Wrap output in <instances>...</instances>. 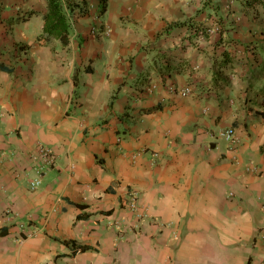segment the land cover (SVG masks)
I'll return each instance as SVG.
<instances>
[{"label":"crops","instance_id":"0c3cea01","mask_svg":"<svg viewBox=\"0 0 264 264\" xmlns=\"http://www.w3.org/2000/svg\"><path fill=\"white\" fill-rule=\"evenodd\" d=\"M69 1L0 0V264H264V0Z\"/></svg>","mask_w":264,"mask_h":264},{"label":"trees","instance_id":"16d2710c","mask_svg":"<svg viewBox=\"0 0 264 264\" xmlns=\"http://www.w3.org/2000/svg\"><path fill=\"white\" fill-rule=\"evenodd\" d=\"M103 3L105 0H102ZM69 0H48V10L44 15V38L47 39H60L62 44L65 45L69 41V32L71 28L70 13L71 9ZM106 9L103 4L102 12ZM89 248L82 246V250L86 251Z\"/></svg>","mask_w":264,"mask_h":264},{"label":"built area","instance_id":"2783aa9c","mask_svg":"<svg viewBox=\"0 0 264 264\" xmlns=\"http://www.w3.org/2000/svg\"><path fill=\"white\" fill-rule=\"evenodd\" d=\"M184 94L186 95L187 91ZM233 134H234L233 130L230 129L226 132V137L232 139ZM38 155L41 159L48 162L49 164H52L55 161V156H54L52 150L49 149L48 147L41 146L38 150ZM38 173H40V172H38ZM40 183L41 182H40L39 178L33 180L30 183V189L35 190L40 185ZM134 206H135V202L133 201L131 207H134Z\"/></svg>","mask_w":264,"mask_h":264}]
</instances>
